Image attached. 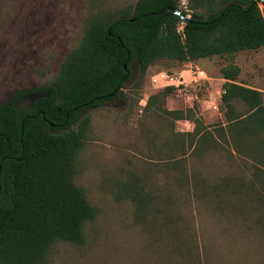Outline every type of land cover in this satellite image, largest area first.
Masks as SVG:
<instances>
[{
    "label": "rangeland",
    "instance_id": "1",
    "mask_svg": "<svg viewBox=\"0 0 264 264\" xmlns=\"http://www.w3.org/2000/svg\"><path fill=\"white\" fill-rule=\"evenodd\" d=\"M136 1L0 0V104L16 91L51 85L91 14L113 12ZM177 2L185 9L187 0ZM211 60L215 73L207 71L210 80L198 88L199 100L190 119L174 120L140 104L145 96L167 87L153 86L151 75L187 67L186 61L170 59L150 65L140 77L133 58L131 78L119 96L78 115H88L90 123L75 160L74 182L84 190L95 217L83 225V243L56 241L45 264H264V153L259 148L249 152V144L242 140L225 141L217 130L222 128L218 117L224 83L217 69L231 61L226 55ZM234 60L239 67L236 82L264 92V46L239 51ZM27 95L18 101L20 109L29 106ZM209 97L217 101L219 111L209 107ZM162 106L183 111L191 107L176 87ZM235 107L245 109L238 102ZM202 115L208 121L203 127H210L217 145L211 142L188 154L196 186L188 194L175 180L177 171L150 164L163 162L166 140L171 144L169 153L179 157L171 128L192 132L194 120H203ZM227 127L235 128L233 123ZM148 130L153 132L152 147ZM134 175L145 190L176 194L170 205L172 221L166 222L161 200L139 205L133 198L126 185L133 183Z\"/></svg>",
    "mask_w": 264,
    "mask_h": 264
},
{
    "label": "trees",
    "instance_id": "2",
    "mask_svg": "<svg viewBox=\"0 0 264 264\" xmlns=\"http://www.w3.org/2000/svg\"><path fill=\"white\" fill-rule=\"evenodd\" d=\"M173 10L189 13V21L183 24ZM262 46L264 0H187L185 9L177 0H137L113 12L91 14L78 45L66 54L51 85L16 91L0 104V264H45L56 241L84 242L83 225L94 219L95 211L84 190L74 182L75 160L90 123L88 115H78L119 96L131 78L133 58L143 77L150 65L163 59L182 62L226 55L233 61L237 52ZM219 71L225 79L220 97L222 113L229 124H234L229 130L239 132L234 143L242 140L249 144V152L259 148L264 153V92L238 84L239 67L234 63ZM173 90L167 86L150 95L147 108L152 106L155 113L174 120L190 119L195 105L187 111L162 106ZM39 91L50 94L25 109L19 108L18 101L25 94ZM237 102L245 109L237 110ZM203 124L201 117L195 119L193 131L186 133L172 127L171 136L180 156L169 153L171 144L166 140L163 162L150 164L152 168L164 165L177 171L175 180L188 194L196 187L188 169V154L211 142L217 145L213 131ZM221 127L217 130L227 141ZM145 134L150 135L148 143L154 146L153 132ZM132 180L126 189L133 191L139 205L161 200L166 222L172 221L170 205L176 194L145 190L137 185V175ZM182 222L186 230V221Z\"/></svg>",
    "mask_w": 264,
    "mask_h": 264
},
{
    "label": "built area",
    "instance_id": "3",
    "mask_svg": "<svg viewBox=\"0 0 264 264\" xmlns=\"http://www.w3.org/2000/svg\"><path fill=\"white\" fill-rule=\"evenodd\" d=\"M178 31H182V26L178 27ZM190 79L186 80L180 73L169 72L165 70L158 71L151 75V84L153 86H173L176 87L183 95L185 102L189 106H193L199 100L197 94L200 88L206 81L210 80L208 73L200 68L198 65H191L189 67ZM147 97L140 100V104L145 106ZM209 107L213 110L219 111V104L212 97L207 100Z\"/></svg>",
    "mask_w": 264,
    "mask_h": 264
},
{
    "label": "crops",
    "instance_id": "4",
    "mask_svg": "<svg viewBox=\"0 0 264 264\" xmlns=\"http://www.w3.org/2000/svg\"><path fill=\"white\" fill-rule=\"evenodd\" d=\"M213 56L215 55H211V56H207V57H203V58H200V59H197V60H188L186 61L185 64L187 67L185 68H178L177 70V73H180L186 80H189L190 79V75H189V67L192 65V64H195V65H198L200 68H204V70L207 72L208 70L212 71L215 73V71H213V66L211 65L212 64V60L211 58H213ZM231 61V60H230ZM231 63H235V60L231 61ZM222 67V66H221ZM219 67L217 69V73L220 75V79L225 81L224 78H222L221 74H220V71L219 69L221 68ZM202 68V69H203ZM211 77V76H210ZM222 86V85H221ZM221 97V95H220ZM167 100V99H166ZM202 118L204 120V124L207 123L208 121H205L206 120V116L205 115H202ZM219 121L221 122V125L225 128V131H226V135H227V138L230 142H232V140L235 138V137H238V131H230L229 128L227 127V125L230 123V122H227L224 118V115L223 113H219Z\"/></svg>",
    "mask_w": 264,
    "mask_h": 264
},
{
    "label": "water",
    "instance_id": "5",
    "mask_svg": "<svg viewBox=\"0 0 264 264\" xmlns=\"http://www.w3.org/2000/svg\"><path fill=\"white\" fill-rule=\"evenodd\" d=\"M167 10H169V9H167ZM161 12H162V11H159V12H156L155 14H160ZM173 12L179 15V17H180V19H181V22H182L183 24H186V23L189 21V16H188V15H183V14H181L179 10H173ZM124 67H125V65H124ZM49 94H50V91H48V92H42V91H39V92H32V93H29V94L27 95V97H29V99L33 102V101H35L37 98H39V97H41V96H45V97H46V96H48ZM50 125H51V127L54 126L53 123H51ZM21 133H22V132H21ZM5 159H7V157H6Z\"/></svg>",
    "mask_w": 264,
    "mask_h": 264
},
{
    "label": "flooded vegetation",
    "instance_id": "6",
    "mask_svg": "<svg viewBox=\"0 0 264 264\" xmlns=\"http://www.w3.org/2000/svg\"><path fill=\"white\" fill-rule=\"evenodd\" d=\"M24 97V96H23ZM34 102V101H33ZM31 100H29V105H31L33 103Z\"/></svg>",
    "mask_w": 264,
    "mask_h": 264
}]
</instances>
